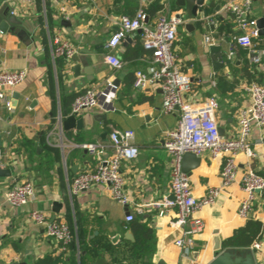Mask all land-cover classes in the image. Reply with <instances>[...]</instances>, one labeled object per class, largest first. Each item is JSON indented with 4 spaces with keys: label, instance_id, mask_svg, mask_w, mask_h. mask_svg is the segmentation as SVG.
Listing matches in <instances>:
<instances>
[{
    "label": "crops",
    "instance_id": "crops-1",
    "mask_svg": "<svg viewBox=\"0 0 264 264\" xmlns=\"http://www.w3.org/2000/svg\"><path fill=\"white\" fill-rule=\"evenodd\" d=\"M243 1L215 0V4L242 5ZM153 2L161 9L149 24L159 13L179 14L183 19L177 28L173 54L179 69L192 78L188 99L196 101L214 96L218 102L216 120L222 130L221 137H238L237 112L250 104L248 94L242 89L248 83L242 78L241 70L250 64L247 52L237 46L232 58H226L234 37L241 32L222 8L215 12L206 1L198 11L204 13L201 20L198 15L188 18L183 9L175 7L174 0L9 3L20 23L14 26L18 33L0 32V70L26 69L27 73L20 85L6 90L13 110L0 109V155L4 157L0 167L13 170L11 178H0V264H39L46 258L53 264H94L100 254L104 255L105 264H208L216 255L213 250L215 231L223 247V243L248 221L259 222L264 228V191L256 193L250 213L241 219L236 211L244 193L236 185L223 189L212 206L196 213L203 229L193 237L187 252L176 246L175 241L190 229L191 220L178 229L172 224L173 212L158 217L149 209L141 216L134 211L135 205L171 197L172 159L163 144L166 132L175 127L178 114L162 113L159 89L139 90L132 85L135 72L145 71L148 66L140 54L136 57L141 43L139 32L129 35L128 42L124 40L117 51L123 62L119 71L105 62L104 44L117 30L120 16L133 17L140 7L145 9ZM62 6L68 18L60 14ZM248 14L255 23L264 18V0H250ZM62 21H68L69 25H63ZM53 36L67 41L75 49L80 66L78 75L73 71L74 62L53 58ZM205 37L213 39L211 46L204 43ZM254 43L262 54L261 64L255 69L264 85V37H258ZM111 75L116 77L117 84L113 110L85 111L74 116L79 126L68 122L65 126L73 116L74 98L86 89L101 90L105 79ZM113 129L133 131L138 149L137 158L121 167L124 190L131 200L127 207L113 201L102 185L76 195L70 190L73 177L96 169L99 158H105L110 152L107 148L104 155L92 157L81 145L108 146V134ZM248 145L255 156L249 159L239 152L235 157L238 173L250 169L264 178V144L259 141L258 129H252ZM223 161L224 157L213 159L208 152L201 156L200 166L190 177L197 198L205 196L210 188L220 186ZM21 182L33 185L35 199L26 206L13 208L5 203L4 196ZM32 210L43 213L49 222H63L70 227L73 241L65 251L45 235L43 226L30 220ZM136 221H143L151 231L150 237L139 246H135L131 229ZM126 232L131 234L132 241L125 239ZM97 238L116 248L117 254L100 252L91 263L79 246H93ZM254 243L260 246L259 250H253L256 264H264V230Z\"/></svg>",
    "mask_w": 264,
    "mask_h": 264
},
{
    "label": "built area",
    "instance_id": "built-area-1",
    "mask_svg": "<svg viewBox=\"0 0 264 264\" xmlns=\"http://www.w3.org/2000/svg\"><path fill=\"white\" fill-rule=\"evenodd\" d=\"M61 3L63 0H47ZM3 3L33 4L36 0H2ZM250 0H244L242 5L225 2L222 11L233 21L240 35L234 37L226 58L230 60L234 54V47L247 52L249 64L257 67L261 64V52L255 47L254 40L259 37L254 20L249 18ZM13 15V12H11ZM60 14L68 18L67 10L62 6ZM179 15V14H178ZM183 23L181 16L159 13L152 24H149L147 13L140 7L133 17L122 15L119 17L117 30L111 34L104 44L107 52L105 62L114 70L119 71L123 62L118 58L117 51L122 42L131 34L139 32L142 48L148 53L143 58L148 64L145 71H137L134 76L133 87L139 90L159 89L161 91V111L164 115L177 113L178 118L174 128L166 132L164 148L172 159L170 178V194L172 199L154 200L147 204L135 205L134 211L142 215L145 209L155 211L158 217H164L173 212L175 220L172 223L181 229L188 220L191 227L183 232V237L175 241V245L187 252L191 247L193 237L203 229L201 220L196 213L212 206L223 189L236 185L243 193L238 202L236 215L247 218L250 213L256 193L264 191V178L254 171L247 169L238 173L235 157L239 152L247 158H254L255 154L248 145V138L253 128L259 131V141L264 144V85L251 82L243 85L250 99L247 109L237 112L239 134L237 138L224 139L220 136L216 120L218 102L214 96L203 100L191 101L192 78L181 71L173 54V45L177 36V28ZM207 46L213 44V39L205 37ZM53 58L70 60L75 55V49L67 41L58 36L51 39ZM26 69L9 71L0 70V109L12 111L13 107L6 90L20 85L26 78ZM117 91L116 77L111 75L104 81L101 90L90 88L76 96L71 104V114L79 116L85 111L100 109L104 112L113 110V101ZM2 120L0 114V121ZM108 146L102 144H83L81 148L92 157H100L109 149L105 158H99V164L93 171H83L73 177L70 190L72 195L88 190L94 186H105L110 197L116 203L127 207L131 200L125 193V181L121 167L125 162H131L138 156V149L134 144V133L131 130L113 129L108 134ZM208 152L213 159L224 157L220 171L221 184L210 188L207 194L197 198L190 184V178L181 171V157L185 153L202 156ZM4 158L0 155V160ZM34 187L29 182L16 183L5 196V203L13 208H20L33 202ZM32 222L44 227L45 235L59 244L65 251L73 241L70 227L63 222H49L43 213L32 210L29 213ZM252 250H259L254 243Z\"/></svg>",
    "mask_w": 264,
    "mask_h": 264
},
{
    "label": "water",
    "instance_id": "water-1",
    "mask_svg": "<svg viewBox=\"0 0 264 264\" xmlns=\"http://www.w3.org/2000/svg\"><path fill=\"white\" fill-rule=\"evenodd\" d=\"M206 1L210 2L209 7L214 9L215 12L221 11L222 6L219 4H215V0H174V5L177 8H181L185 11V14L188 18L194 19L198 17L203 20L204 13L199 12V8H203L205 6ZM12 8L9 3H3L0 5V32L5 33L7 31H15L14 26L19 25L20 20L11 14ZM180 16V15H177ZM62 24L65 26L69 25L68 21H62ZM256 28L258 30L259 37H264V18L256 21ZM128 42V38L125 39ZM213 49V48H211ZM69 61L75 63L73 67V71L75 75H78L79 59L74 55L70 58ZM14 99H17V95L14 96ZM70 123L74 126H79L80 122L75 120V117L72 116L66 121V124ZM220 136L222 134V130H218ZM201 164V156L194 155L191 153H185L181 157V171L187 177H191L192 172L196 170ZM13 176L12 168H1L0 167V178H11ZM18 182L19 179H16ZM172 199V197H170ZM53 222V220L51 221ZM218 232L215 231L214 235V247L213 250L216 253L215 257L208 264H256L254 252L251 248L245 249H234V248H226L222 247V243L217 236ZM125 239L132 241V236L129 232L125 233ZM94 264H105L104 255L100 254L99 257L95 260ZM162 264V263H160Z\"/></svg>",
    "mask_w": 264,
    "mask_h": 264
},
{
    "label": "trees",
    "instance_id": "trees-1",
    "mask_svg": "<svg viewBox=\"0 0 264 264\" xmlns=\"http://www.w3.org/2000/svg\"><path fill=\"white\" fill-rule=\"evenodd\" d=\"M161 9V6L159 4L153 2L149 4L147 8H145V12L147 13L148 21L152 20L155 13ZM140 51L136 54V57L138 54L141 55L142 58H146L148 56V53L145 52L142 49V45L140 43V46L138 47ZM242 78L246 80V82L249 84L251 82L260 83V80L258 77V73L255 69V67L249 65L244 67L241 70ZM134 83V81H133ZM132 83V85H133ZM131 229L135 234V246H139L142 244V242L150 237V229L147 228L145 223L143 221L141 222H134L131 225ZM264 228L259 222H250L248 221L242 228L235 231L224 243L223 247L226 248H234V249H245L249 248L254 242H257L261 234L263 232ZM79 250L81 253H84V256L87 257V259L90 260L91 263H93L95 257L99 255L100 252H106L108 254H117L116 248L109 246L104 239L97 238L93 242V246L90 245H80ZM84 258V257H83ZM54 262L50 260L49 258H46L39 262V264H53Z\"/></svg>",
    "mask_w": 264,
    "mask_h": 264
}]
</instances>
